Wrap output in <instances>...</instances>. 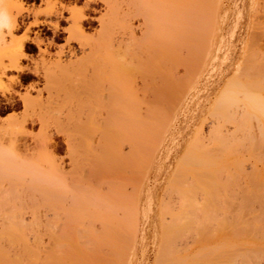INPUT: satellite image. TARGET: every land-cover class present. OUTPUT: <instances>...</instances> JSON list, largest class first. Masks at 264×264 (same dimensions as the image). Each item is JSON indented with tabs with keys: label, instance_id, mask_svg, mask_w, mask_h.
Returning a JSON list of instances; mask_svg holds the SVG:
<instances>
[{
	"label": "bare ground",
	"instance_id": "6f19581e",
	"mask_svg": "<svg viewBox=\"0 0 264 264\" xmlns=\"http://www.w3.org/2000/svg\"><path fill=\"white\" fill-rule=\"evenodd\" d=\"M114 1H116V0H114ZM45 2H46V11H44L43 13H45L46 19H44V20H42V18L39 19L38 18L39 13L32 12L33 16L32 15L31 16L35 18L33 25H31V24L27 25L26 32H25L24 37L22 38L21 42L16 43L15 40H17L16 39L17 33L20 30L21 23L24 22V20H22V19L25 18L23 16V12L25 10L24 5H23V1L22 0H0V3H2L4 6L7 7L9 13L13 17V24H14L12 33L10 35H7L5 37V42L2 45H0V95L3 97H5L6 95L10 96V98L9 97H5V98H8L9 102H13V100H15L14 99L15 96H13V94H17L18 98L22 104V108H23V115L21 117L13 116L9 120H7L6 122H3L0 124V264H96V260H97V263H99L96 256H98L99 258L102 257L101 258L102 260L105 259V257L103 258V256L97 255L99 253L98 247L100 244L103 245V247L106 246L107 248L104 247V248H106V252L108 253L109 256H112L110 254L114 253L113 251L117 250L119 248V246H122V244H117L116 242L111 241V238L116 236V238H114V239L116 240L117 237H118V239L120 238L119 242L121 243V242H123V241H121V239L126 238V236L131 234V233H133L131 235V238H133L135 232H137V230H138V220H139V214H140L139 200H140L141 187H142L141 186L142 182H140L141 180L139 179V176L140 175L142 176V174H143L144 180L145 181L148 180L149 175L151 173V167H152L151 166L149 168V170L146 169L145 170L146 172H144V173L142 172V170H141L142 169V167H141L142 162L141 161H143L142 160L143 158L141 155L144 153H146V155H148L147 151L149 152L150 148L148 150L146 149L147 151L145 152L144 151L145 148H141V146H145L147 144V143L144 144L143 141L144 140L146 141L148 139L147 136H152V135H150V132L154 133L153 130L156 129V127L159 125V123L161 124L160 119L161 120L162 119L165 120V118H167L166 120H168V118L172 119L171 114H169V109L171 110V108H172L171 105L173 103H175L174 102V99H176L175 95L177 94L176 96L179 97V93H176L178 91L177 86L179 84V81H181V80L183 82H186V81H184V79H182V77H180V74L178 71V69H179L178 66H179V63L181 62V60L179 62V55H181V54L183 55V53H184L186 55V57H185L186 61L188 60V63L190 62V64H191V61H193V62L195 61V60H193L194 58L196 60H198L201 53L203 55L204 54L203 52H205V48H206L204 46L205 42H207V44L210 43V42H208V35H209L208 28H209L211 22L213 25V24H215V21L217 19L215 20V17L213 16L214 13L212 14V12H211L213 3H210V2H213V0H145L143 2V5H141V7H142L141 16H143L142 22L144 25V29H142V30L143 31L145 30L143 40H145V45H146V49L144 47L143 48L145 50H147L146 51L147 53H145V51H143V54H147L143 57H145V59H147V60L145 62L141 61V62H143V63H141L139 59L133 58L136 60V63H134V67H131L127 63V61L128 60L130 61L131 58L129 59L126 56L132 55L131 57H133V56H136V54H137L139 58H143L141 55L142 51H140L141 47H142L141 42L139 45L141 47L136 45L138 48L137 47L135 48L136 50L140 49L138 51L140 53H136L137 52L136 51V52H134L135 53V55H134L133 51H130L128 49L130 46V42H131L130 38H129L130 42H129V40H127V42H126V40L122 38V40L117 42L118 44L113 43L114 39H112L111 37L113 36L112 34L114 32H113V29L109 30V29H111L110 24H112V27L113 26L116 27L117 25H119L124 31L129 30V28H128L129 22L126 23V21L125 20L123 21V19H121V17H120V11H119L120 6L117 8L114 4H111L112 2H107L108 7H109V12H110V13H108V15L111 14V15H109L110 21H107V24L109 22L110 23L108 24V26L106 25L107 28H104L106 26H103V32L100 34L101 36L99 38H96V39L90 38L91 40L89 38H87V35H86V31H85V27H84V20H83L84 14H82V17H80L81 15L78 16L75 13L71 14V17L69 19L71 21V24L67 30L68 35H69V37L67 39V45L71 41H74L78 44V46L84 52L88 49L89 52L86 54V56H84L85 60H88L87 57H90V56L93 57L94 56L93 54L97 50H99L101 47H103L104 45H106L108 43L107 46H109V47H105L108 50L105 51V57H104L105 59L103 61L111 69V74H109V76L106 80L108 83L107 85H109V86H107V87H109L108 90L106 89L108 91V94H103V96L101 95L102 99H100L99 87H101V85L104 84L103 81L99 80V77L97 74H93V73L87 74L89 76V78L87 77L88 80L85 79L86 82L88 83L87 86L90 87L91 93L92 94L94 93L95 96L97 97V101L99 103V106L104 105L107 108L105 110L106 114L105 115L102 114V116H104L103 120L101 118L97 122L94 121V123L97 125L99 124L98 122H100V125L102 126L99 129L100 133L99 132L98 133H99L100 137H97L98 138L97 140L94 139L95 136H93V138H92V136L90 135V134H92V130H89V128L85 129L86 127H84V126H80L81 128L79 131V137L75 138V139H77L76 145H74L72 143L75 141L74 138H73L74 141L71 140L72 145H70V141L67 138L69 141V143L67 142V144L70 145V146L68 145V147H67V149L70 150V153H69V150L67 151V153H68L67 155L69 157H73V158H71V160H72L71 168L73 165L74 171L71 172L72 174L70 173L71 174L70 176H66L65 173L62 171V168H61L62 164L59 165L57 162L58 158L56 159V157H55V148H56L55 144L56 143L54 142L55 144H53V137L50 135L51 129L49 130V128H50L49 125L51 124L50 122H48L49 119L51 117L55 116L56 114H58V113H56L57 107L54 106L56 103H54L53 100L50 99L52 96L51 90L53 88H55V86H57V83H59L61 80L64 81L65 78L71 76L70 74L82 73L86 77L85 72H83L85 70L82 69V71H81L80 69L82 68L81 66H82V64L84 65V63H85V67H87L86 64L88 62L76 60L74 62H70L68 65H61V63L59 62L56 66H52V65H48L49 62L47 63V61L44 60L42 67L37 66L36 68H32L29 66H23L22 65V61L29 58V56H30L29 53L33 52V50H35V49L43 57L49 55V50H50L49 46H51V45L48 44V47H46L44 49V43H43L40 35L39 36L35 35L36 37L31 36L30 32L32 31L31 30L32 26H35L36 28H38L37 26H41V27L46 26V27H48V29L53 30L55 34H57L59 32L58 26H57L58 24H56L58 22L55 20L54 22H56V23H54L52 20H50V18L53 19L52 18V17H54L53 14H60V13H58V10L56 9V6H55L56 1L55 0H45ZM214 3H216V2H214ZM136 5H137V3H136ZM62 9L65 10V8H63V7H62ZM121 11H123V10H121ZM214 11H215V9H214ZM27 12L31 13V11H27ZM27 16H26V18H27ZM47 17H49V18H47ZM55 19H57V18H55ZM257 22H258V20H257ZM210 29L211 30H209V31L212 32L213 30H212L211 26H210ZM211 32H210V36L212 35ZM258 34H260V32ZM110 35H111V37H110ZM129 35H130V33H129ZM133 36H134V34H133ZM261 36H262V34H261ZM136 40H138V39L136 38ZM252 40H254V39H252ZM114 41H116V40H114ZM209 41H210V38H209ZM256 41H257V43H253L254 47H255V44H257V46H258V42H259L258 38H256ZM53 42L51 40L52 44H53ZM142 42L144 43V41H142ZM114 44H116L118 48L115 45V48H116L115 49ZM133 45H132V47H133ZM55 46H57V45H55ZM259 46H260V43H259ZM65 49H66L65 46L58 48L59 51L57 52L56 56L60 61L65 56V53H66ZM69 49H70L69 53L70 52L72 53L73 49H71V48H69ZM184 50L186 51V53L183 52ZM202 50H204V51L202 52ZM128 51H130L132 53L129 54V53H127ZM208 51H209V49L207 50V53H208ZM100 52L103 53L102 51H100ZM199 52H200V54H199ZM193 53H195V56L192 55ZM190 54L192 55V57L193 56L194 57L189 58ZM197 54H199V56ZM72 55H74V53H72ZM202 55H201V57H202ZM196 56H198V57H196ZM255 56H253V58H255ZM248 57L251 58L252 53ZM98 58H100V57H98ZM249 58H247V60L249 62H250V60L252 61V59L249 60ZM261 58H262V56H261ZM199 59H201V58H199ZM100 60H102V58ZM247 60L245 62H248ZM255 61H256V58H255ZM255 61H253V62H255ZM196 63H197V61H196ZM182 64H184V63H182ZM190 64L186 63L184 65L188 66ZM262 64L264 65V63H261L260 65L262 67H264ZM53 65H55V64H53ZM136 65H137V67H135ZM193 65L196 66L194 63H193ZM260 65H257V66L261 68ZM95 66L97 67V65H95ZM190 66L192 67V65H190ZM253 66H255V69ZM56 67H59V69H57V70L58 71L60 70L59 72L61 74H58L59 73L58 71L56 73V70H55ZM250 67H251V69L256 71V72H254L252 70L253 73L256 75H259L258 77H260V74H259L260 69H256V65H252ZM186 69H187V67L185 66L184 70L186 71ZM189 69L190 68L188 67L187 71ZM251 69L246 68V72H248V70L251 71ZM257 70L259 72H257ZM135 71H136V73H137V71H139L141 74H139V72H138V74H133ZM187 71L185 73L189 74V72H187ZM11 72H14L17 75L15 77H13L14 75L12 77H8L7 76L8 73H11ZM197 72H198V70H197ZM178 74H179V76H178ZM23 76H25L24 79H26V80L31 79L33 76L39 77V78L42 77L45 80L44 88L36 91V93H37L36 97H34L32 94L33 93L32 91L35 89L34 87L33 88L31 87L30 89H28L26 94H24V95H21L19 93H14V91H13L14 89H13L12 85L15 83L18 84L19 80ZM190 76H192V75H190ZM241 76H242V74H241ZM241 76H240V79L242 78ZM246 76H247V73H246ZM248 77H250V75H248ZM191 79H192V77H191ZM248 80H249V78H248ZM83 82H85V81H83ZM81 85H80V87L82 88ZM180 85H181V82H180L179 86ZM84 87H86V86H84ZM184 87H185V85H184ZM244 87L246 88V86H244ZM72 88H73V86H72ZM245 88L242 89L243 90L242 93L244 96L243 103H244V106L246 108L245 110L247 113L244 112V114L241 115V118L240 117H238V118L243 119L242 116L245 115V113H246L245 117L248 118V113H249L254 117L253 119L256 118V120L260 123V125H264V97H263V95H261V94L255 95V94H253V92H250L248 89H245ZM261 88H263V87L261 86ZM86 89H88V88H86ZM175 89L177 91H175ZM183 89L186 91L185 88H183ZM71 90H73V89L70 88V92H71ZM182 90H179V91H182ZM44 91H46L49 94V95L48 94L47 95L50 98H48V97H47V99H46V97L44 98V95H43ZM53 91H54V89H53ZM92 91H94V92H92ZM252 91H253V89H252ZM226 93L228 94L227 98H223V99L227 100V102H228V100L231 101V97L235 92L234 91H227ZM239 93H241V92H239ZM259 93H260V91H259ZM82 94H83V92H82ZM182 94H183V91H182ZM78 95L80 97V94H78ZM95 96H93V97H95ZM89 97H92V95L90 94ZM104 98H107L105 100H108V102L105 104H103V102L105 101ZM241 98H243V97L241 96ZM178 99H180V97ZM97 101H96V105H97ZM9 102H8V104H9ZM91 102H94V101L91 100ZM234 102L235 101H233L232 103H234ZM223 103L219 102V104L217 106L215 105V107H216V108L214 107L215 110L220 109L221 106H219V105H221ZM237 105H236V107H237ZM228 106H230V105H227V106L225 105V108H228V110H229ZM231 106H232V104H231ZM244 106H241V107H244ZM15 107L16 106H13L12 109H15ZM83 108H82V110H83ZM87 108L89 109L90 107L88 106ZM91 109L92 108H90V110ZM223 109H224V106H223ZM230 109H232V108H230ZM236 109H238V108H236ZM82 110L80 109V111L79 110L78 111L81 112ZM93 110L95 111L96 109L93 108ZM93 110H91V112ZM97 110H99V109H97ZM101 110H103V108ZM242 110H244V109H242ZM78 111H77V114H78ZM226 111H227V109H226ZM171 112H172V110H171ZM167 113L169 114L168 115L169 117H166ZM79 114H81V113H79ZM82 114H81V116H82ZM89 114H88V117H89ZM213 114H211V115H213ZM96 115H98V114H96ZM214 115L217 116L218 114L215 113ZM224 115L227 116L226 113ZM172 116H173V113H172ZM218 116H220V117H218ZM218 116H217V118H221L222 115L219 114ZM232 117H234V116H232ZM246 118H245V121L247 120ZM226 119H229L228 116L226 117ZM158 120H159V123H158ZM101 121H103V122H101ZM169 122H167V123H169ZM243 122H241V123H243ZM155 123H157L158 125H156V127L154 126V128H153L152 125ZM167 123H166V125H167ZM239 123H240V120H238L237 124L239 125ZM35 124L40 125V129H39V132L37 134L32 133L29 130L30 127H35L34 126ZM55 124H56V122H55ZM75 124H77V123H75ZM226 124H229V123H226ZM237 124H236V128H237ZM254 125H256V127H257V123H255ZM62 126H64L63 122H60V121L57 122V126L55 127L57 129V130L55 129L56 132L60 133V131H61L60 129L63 128ZM243 126H244V124H243ZM246 126H247V124H246ZM216 127H217V125H216ZM53 129H54V127H53ZM53 129L51 130V132L53 131ZM82 129L84 131L87 130L85 133H87L88 131H91V133H89V132L87 133L91 137H85L83 134L84 131L82 132ZM158 129H156L155 131H158V133L163 132L160 130V129H162V127L161 128L158 127ZM165 129L167 130L166 127H165ZM212 129H213V125H212ZM246 129L243 128V131L245 132ZM150 130H152V131H150ZM213 130H214V132H216V128ZM219 130H221V128H219ZM235 130H237V129H235ZM238 130H240V129H238ZM260 130L262 132V127ZM218 131H217V134H218ZM243 131L241 132V134L243 133ZM229 132H231V131L229 130ZM220 133L218 135H220ZM256 133H254V134H256ZM226 134H227V132H226ZM228 134L232 135L231 133H228ZM257 134H256V136H257ZM260 134L261 133L259 132V135ZM215 135H216V133H215ZM221 136L222 135L219 136L220 139L218 138L219 143L221 142L220 143L221 146H219V149L222 148V146L223 147L226 146L227 138H228L226 136L225 137L226 140H224L222 138L223 136L222 137ZM248 136H249V134H248ZM256 136H255V138H256ZM153 137H155V136H153ZM156 137H157V135H156ZM230 137H231V139L235 140V141L231 142V144H233L232 145L233 147H235V144H237L238 141H241V143H243V142H245L244 140H246V141L248 140L247 137H245L246 139H244V136H242L244 140L235 139V138H232V136H230ZM29 138L30 139L32 138L34 140V142L30 143ZM248 138L250 139V137H248ZM151 140H152V138H151ZM154 140L158 141L159 139L154 138ZM198 140L199 139H197L195 144L192 146L193 148L191 147L192 149L195 148L197 150L200 148V147L198 148V146L201 145V144H197V143H200V141L198 142ZM200 140L202 141L203 138ZM253 140H251V142ZM148 141H149V139H148ZM225 141H226V143H225ZM231 144H229V145L231 146ZM250 144L251 143H249L248 146H251ZM261 144L262 143L259 141V145H261ZM196 145H198V146H196ZM229 145L226 146L227 148L225 147V148H222L220 150V151H222V154L227 152L226 150L230 148ZM241 145L243 146V144H241ZM155 146L153 149H151V152L155 149ZM242 146H240V147L242 148ZM261 146H263V145H261ZM202 148H203V146L201 147V150H202ZM258 148L255 152L260 150V148L259 149ZM211 149H212V147H211ZM211 149H210V151L214 150V149H212V150ZM223 149H225V150H223ZM261 149H263V148L261 147ZM141 150L144 151V153H142ZM242 150H243V148H242ZM140 151L142 153L141 155H140ZM220 151H219V154H221ZM245 151H244V153H245ZM201 152H202V155L205 154V151H201ZM236 152H237V150H236ZM206 153H209V151H207ZM231 153H233V152H231ZM215 154H216V150H215ZM217 154H218V151H217ZM260 154H263V155H260L259 157L264 158V153H260ZM221 156H219L218 158H221ZM253 156L256 157V155H253ZM143 157H145V156L143 155ZM144 160H146V159H144ZM185 160H188L187 157L185 158ZM148 161H150V160H147V162ZM191 161H186V163L191 162L189 164L191 166H193L194 164H192V163L196 162L195 165L198 166L199 160L194 161V159L192 158ZM61 163H64V162H61ZM189 164H185V165H189ZM148 166H150V164ZM237 166H238V164H237ZM241 166H242V164H241ZM146 167H147V165H146ZM206 167H207V165H206ZM239 170L240 171L242 170V168L240 169V165H239ZM251 170H253V169H251ZM216 171H218V170H215V172ZM222 171H225V170L222 169L220 173L219 172H217V173H219L221 175ZM246 171H248V170H246ZM201 173H203V176H206L207 178L209 177L208 174L204 175V173H207V172H201ZM253 173L255 175V171ZM178 174H181V176L178 177L181 180H179L177 178L180 182V181H182V179H184L183 176H185V173L178 171ZM195 174H197V173H195ZM198 174H200V173H198ZM250 174H252V171ZM258 175L260 176V174H258ZM258 175L254 178V182H253L254 184L253 185H256L255 183H257L259 185V183L261 182V181L260 182L255 181V180L259 181V179H257L259 177ZM227 176H229V175H227ZM251 176L249 175V177H251ZM206 177H204V178H206ZM191 178H189V180ZM201 178L202 177H200V178L198 177L197 179H201ZM186 179H188V178L186 177ZM206 179L205 180L201 179L202 180L201 184H200V180H199V184H197V186L198 185L204 186L205 184H207L208 182H206L205 184H202L203 181H207ZM235 179L236 178H234V180ZM238 179H239V177H238ZM251 179H250V181H248V183L251 182ZM196 180H195V182H196ZM239 180H241V179H239ZM184 181H185V179L183 180L182 184L185 183ZM192 181L190 182L191 185L193 183ZM132 182L135 184H133ZM137 182H138V184H137ZM177 182L175 181L177 187H179V186L181 187V183H179V182L177 183ZM186 182H187V180H186ZM190 183H189V188H188L189 190H185V191H187V193H188V191L191 192L190 189L193 190V188H190ZM230 183L232 184L233 181ZM130 184H133V186ZM187 184H188V182H187ZM251 184L252 183H250L249 185H251ZM129 185L133 187V189H132L133 191L130 190V193H133V194H128V192H127V188ZM209 185H211V184L209 183ZM228 185H230V184H228ZM193 186H196V184ZM243 186H244V183H243ZM257 186H255V189H256L255 196H256V201H257L256 202L257 208H253L256 210V211L254 210L255 211V216L253 218L254 220L252 219L253 221L252 220L247 221V222H249V226H250V224L252 225V223H253L251 228L249 227L250 229L253 230V231L249 230V233H250V231H252L253 233L247 234L246 232H243V233L241 232V237L240 236L239 237L241 238L242 247H241V250L237 248L238 250H240L238 253V257L237 258L235 257L236 258L235 259L234 257L228 256L229 259L227 258L228 259L227 264H264V184H263V186L261 185L262 186L261 191H259L260 190L259 188H261V186L260 187H257ZM132 187H130V188H132ZM170 187H169V191H170ZM245 187H246V185H245ZM245 187H242V188H244V190H242L243 194L247 193V192H245V189H246ZM173 188L174 187L172 186V189ZM177 189L178 188L175 187V191L173 189V192L172 191L171 192L172 193L175 192L174 194H176ZM253 189H254V186H253ZM205 190H204V192H205ZM210 190H211L210 193L213 194L212 189H210ZM215 190H217V189H215ZM239 190H241V189H239ZM179 191H180V195L182 192L183 197H184V195L187 194L186 192H184L182 190H179ZM193 191H195V190H193ZM197 191H195L196 194H197ZM171 192H170V194H172ZM217 192L214 195H216V197L218 198L220 195L218 193H220V192H218V193ZM199 193H201V191ZM191 194L193 195L194 193H191ZM217 194H218V196H217ZM223 194H224V192H223ZM166 195H167V197L169 196L168 193ZM177 195H176V197L179 196V195L178 196ZM206 195H203L204 198L202 197V200H206L205 203L208 202L207 204H209V203H211V201L209 202L207 200L208 196H206ZM182 196H180V198H183ZM187 196H189V195L187 194ZM187 196H185V197H187ZM233 196L234 195H232V197ZM242 196H244V195H242ZM193 197H194V201H195L196 200L195 198L197 196L193 195L192 199H193ZM241 197L239 196L238 198H241ZM235 198H236V196H235ZM238 198H236V199L238 200ZM183 199H182V201H183ZM223 199H225V198H223ZM223 199H221L222 200L221 203H224L223 201L226 200V199L225 200H223ZM245 199H246V197H245ZM202 200L200 199L199 202H201ZM219 200H218V202H219ZM243 200H244V198H243ZM178 201H180V199ZM195 202H197V201H195ZM168 203L166 202L165 205L163 204V207H165V206L168 207V205L171 206L172 203L171 202L169 204ZM247 203H249V202H247ZM213 204H215V203H213ZM249 204H251V203H249ZM249 204L247 206H249ZM174 205L175 204H173L172 206H174ZM178 205H177V208L179 207ZM191 205L192 204H190L189 206H191ZM211 205L212 204L207 205V206L210 207ZM215 205H217V203ZM189 206H188V208H189ZM212 206L214 207V205H212ZM253 206L254 205H252V207ZM184 207H186L185 209L189 210L186 205L182 206V208H184ZM173 208L174 207H169V209H173ZM207 208L205 207V209L208 211L209 209H207ZM214 208H217V207H214ZM190 209L192 210V208H190ZM210 209H211V207H210ZM224 209L225 208L222 209V206H221L220 212L221 211L223 212ZM206 210H204V213L202 211V214H204L205 216L202 215L204 219H202V217H201V219L203 220V222H201V223H199L200 219L197 215L198 213L196 214V216L194 215L195 213H193L195 218L198 217V219H199L198 223L201 224V226H200L197 223L198 220L196 218V220H194V221H196V223H193L194 226L198 225V227H199L197 229L198 231H201V232L206 231L205 236L207 235V233H209L208 232L209 229L207 228V230H206L205 227L209 226L210 230H211V227H213V226L210 227V225H209L210 222H214V223L217 222V227L219 229L220 228L222 229L223 228L222 226L224 223L223 218L228 219V217H223V216H226L225 213H227L226 211H224L223 214H221V215H223V216H221L222 222L219 221L220 220L219 217L213 218L214 220L213 219L210 220L211 218L208 217L210 220L209 221L208 218L205 219L208 216L205 214ZM212 210H210L209 213H211ZM216 210L217 209H215L214 210L215 212L213 211L214 213L212 212V214L215 215V213H217ZM217 211H219V210H217ZM244 213H246V212H244ZM244 213H242V215ZM239 214H240V212H239ZM239 214H238V216H239ZM190 215H191V213L189 214V216ZM200 215H201V213H200ZM229 215L230 214H228V216ZM248 215L250 216V214H248ZM180 216H181V214H179L177 217L175 216L176 220H174V223H176L177 220H178V222H177L178 225L183 222V220L181 218H184V217L183 216L180 217ZM178 217H179V219H178ZM232 217L233 216H231V218ZM190 219L193 220V218H190ZM62 220H64L66 223L61 224L60 222ZM181 220H182V222H181ZM187 220H189V219L187 218ZM205 220H207L206 222L208 225H206ZM217 220L220 222L221 226H218L219 223ZM125 221H127L128 224ZM124 222L128 225L129 228H127V229L130 231L127 230V232H126V230L124 229V227H126ZM230 222L231 221H229V223ZM239 222L240 223L242 222V225L245 224V223L243 224L242 220H240ZM60 224L65 225V226L60 227ZM167 224H168V222H167ZM183 224H182V226L186 225V224H184V225ZM203 224H205L206 226L205 225L203 226ZM212 224L213 223H211V225ZM173 226H175V225H173ZM253 226H254V228H252ZM189 227L192 228L193 225L190 226V224H189ZM63 228L68 229V230L65 231V229H63ZM168 228L171 229L172 226H170ZM193 228H192V231H197V230H193ZM195 228H197V227H195ZM59 229L60 230L63 229V230L60 231ZM121 229L123 231H125L124 233H127L126 235L124 233L122 234V232H121V234L118 233V235H120V236L125 235V237L122 236V238L116 234V231L120 232ZM243 229L244 228H242V230ZM69 230H70V232H69ZM67 231L70 233V235ZM132 231H134V232H132ZM61 232H62V234H61ZM177 232H179V234H181V231H179V229L175 231V233H177ZM236 232L238 233V231H236ZM67 233H68V236H67ZM244 233H245V235H244ZM48 234L51 235V238H49V240H52V238L54 239L52 241L55 244H52V246L55 245L53 249H55L54 251L57 253V255L61 254L63 257H65L66 255L69 257V253L72 251V254H71L72 257H69V259H68V257L67 258L65 257L68 260H64L62 262H56V260H55L56 256H54V255H52L54 257H51V255H50V257L49 256L45 257L44 253L47 252L45 250L48 249V247L46 246V249H45L44 241H46V240H44L45 238H43V236L44 235L48 236ZM136 234H135V236H136ZM201 234H203V233H201ZM171 235L174 236V234H171ZM181 235H183V234H181ZM64 236L67 239H64ZM173 236H171V237H169V235L166 236L167 238L169 237V239L166 240V238H165L164 242L168 241L169 243L163 242V247H164V245L168 246L172 242L173 239L171 240V238ZM179 236L176 235V237H179ZM176 237H174V238H176ZM181 237H184V235L179 237L180 240H181ZM189 237L190 236L188 235V238ZM207 237H208V235H207ZM233 237L234 238L238 237V235H234ZM62 238H63V240H68L69 242L73 240L74 241L73 248H71L70 245L65 244V243H64V245H65L64 246L62 244V241H63ZM177 239L178 238H176V240H174L173 243H171V244L175 243L176 246H177V244L181 245V243H176ZM193 239L194 240H192V241L195 242L196 239L194 237H193ZM131 240L132 239H130V241ZM126 241L129 242V240H126ZM48 242H51V241H48ZM111 242H113V247L114 248L116 247V249L112 250V252L110 253L109 248L112 247L110 245ZM129 243H131L132 244L131 247H133L134 243H136V242L133 243V241H132ZM114 244H117L119 246H117V245L114 246ZM190 244H192V243H190ZM56 246L59 248L61 247V249H59V251L61 252V253L59 252L60 254H58V248H56ZM123 246L121 247L122 248L121 250H126V251L129 250V249L128 250L126 249L127 247L125 249H123ZM127 246H128V244H127ZM187 246H190V245H187ZM131 247H128V248H131ZM173 247H174V250L178 249L175 246H173ZM173 247L171 245V246H169V249H167V250H170V249L173 250ZM185 248H187V247H185ZM49 250H51V252L49 251L48 253H53V250L50 247H49ZM119 250L120 249H118L117 251L120 252ZM186 250H188V249H186ZM68 251H70V252H68ZM164 251L166 252V250H164ZM177 251H179V250H177ZM182 251L185 252L184 249ZM118 252H116V253L118 254ZM116 253L113 254L114 257H120V256L125 257V255H127L126 253H122V255L124 254L123 256L120 254L118 256ZM64 254H65V256H64ZM168 255H170V252L168 253ZM231 255H234V253ZM231 258H233V259H231ZM126 259H129V257L126 256ZM109 260L111 261L112 259H108V260L105 259L103 262H100V263L104 264V262L106 263V261H107V263H109L110 262ZM126 262H127V260H126ZM111 263H113V262L111 261Z\"/></svg>",
	"mask_w": 264,
	"mask_h": 264
},
{
	"label": "rangeland",
	"instance_id": "374dc122",
	"mask_svg": "<svg viewBox=\"0 0 264 264\" xmlns=\"http://www.w3.org/2000/svg\"><path fill=\"white\" fill-rule=\"evenodd\" d=\"M22 1H23L24 9H25L23 12V16L25 18L22 19V20H24V22L22 21L23 23H21L20 30L17 33V36H16L17 40H15L16 43L21 42V40L24 37V34L26 32L27 25H29V24L33 25L35 18L32 17L33 16L32 12L39 13V17H38L39 19H41V18H42V20L46 19L45 13H43L44 11H46L45 0H22ZM55 1H56L55 2L56 3V5H55L56 9L58 10V13H60V14H53L54 17L51 16L53 19L50 18V20H52L53 22L56 20L58 22V23H56V22H54V23L58 24L57 26H58L59 32L57 34H55L53 30L48 29V27H46V26H42V27L37 26L38 28H36L35 26H32V28H31L32 31L30 32L32 37L33 36L36 37V36L40 35V37L44 43V49L46 47H48V44L51 45V46H49L50 47L49 55L43 57L35 49V50H33V52L29 53V55H30L29 58L22 61V65L23 66H29L32 68H36L37 66L42 67L44 60H46L47 63L49 62L48 65H52V66H56L59 62L61 63V65H68L70 62H74L76 60L88 62L86 64L88 68L85 67V63L83 65L82 64L83 62H82L81 63L82 68L80 69L81 71H82V69L85 70L83 72H85L86 77L82 73L70 74L71 76H69L65 79L63 78L64 81L61 80L62 82L60 81L59 83H57V86H55V88H53L54 91H53V89L51 90V94H52L51 98L48 96L49 94L46 91H44V94H43L44 98L46 97V99H47V97H48V98L52 99L54 103H56L54 106L57 107L58 112L56 111V113H58V114H56L55 116H53L49 119L48 122L51 123V124L49 123L50 124L49 130L50 129L52 130L54 127L52 132L50 130V135L53 137V144L56 143L55 144V147H56L55 148V157H56V159L58 158L57 162L59 165L62 164L61 168H62V171L65 173V175L70 176L72 174L71 172L74 171V168H73V165L71 168V162H72L71 158H73V157H69L67 155L68 154L67 151L69 150V149H67V147L69 145V144H67V142L69 143V141H70V145H72V143L74 145H76L77 139H75V138L79 137V131L81 128L80 126H84V127H86L85 129L89 128V130H92V134H90V135L92 136V138H93V136H95L94 139L97 140L98 139L97 137H100V135H99L100 130L99 129L102 126L100 125V122H98L99 124L97 125L94 123V121L97 122L101 118L103 120L104 116H102V114L105 115L106 114L105 110L107 109L104 105L99 106V103L97 101V97L95 96L94 93L93 94L91 93L90 87L87 86L88 83L86 82V80H88V78H89V76L87 74H92V73L97 74L99 77V80L103 81L104 84L102 83L103 85H101V87H99L100 99H102L103 94H108L107 90L109 87H107V86H109V85H107L108 83L106 80H107L109 74H111V69L103 61L105 59L104 58L105 57V51L108 50L105 47H109V46H107L108 43L99 49L103 53H101L99 50H97L93 54L94 58L90 56V57H87L88 60H85V58H84V56H86V54L89 52L88 49L84 52L78 46V44L74 41H71L67 45V39L69 37L67 30L71 24V21L69 20L71 17V14L75 13L78 16L81 15L80 17H82V14H84L83 20H84V27H85L87 38L96 39V38H99L101 36L100 34L103 32V26H106V25L108 26V24L110 23L109 22L107 24V21H110L109 15H111V14L108 15V13H110V12H109V7H108L107 2H112L111 4H114L117 8L120 6L119 8L121 10H123V11H121L119 9L120 17H121V19H123V21L125 20L126 23L129 22V25L127 24L129 30L124 31L119 25H117L116 27L115 26L112 27V24H110L111 29H109V30L113 29V32H114V33L112 32L113 36L111 37V35H110V37L112 39L116 40V41L113 40V43H116V44H118L117 42L122 40V38L125 39L126 42L130 38L131 42L129 40L130 46L128 49L130 51H133V53L136 51H137L136 53H140V52H138L140 49L136 50L135 48L137 47L136 45L139 46L140 42H141L142 47L141 46H139V47H141L140 51H142L141 55L143 57V56L147 55V54H143V51H145V53H147L146 52L147 50H145L146 45H145V40H143L145 30L144 31L142 30V29H144V25L142 22L143 16H141V14H142L141 13V11H142L141 5H143V2L145 0H131V1L130 0H116V1H114V0L113 1L112 0H55ZM214 2H216V3H214ZM136 3H137V5H136ZM210 3H213L212 4L213 6L211 5L212 6L211 12H212V14L214 13L213 16L215 17V20L217 19L216 20L217 22L215 21V24H213L214 26L212 25V22L210 24L213 31L212 32L209 31V30H211L210 26L208 28V33H209L208 42H210V43L207 44V42H205V44L207 46L204 44V46L206 48H205V52H203L204 50H202V52L204 54L202 55V53H201L202 57H201V55L199 57L201 59L198 58V60H196L194 58L193 60H195V61L194 62L191 61V64H190V62L188 63V60L186 61V59H185L186 55L183 53V52L186 53L185 50L182 52L183 55L182 54L179 55V62H180V60H181V62L180 63L178 62L179 63L178 67L180 69V70L178 69V71H179L180 77H182V79H184V81H186V82H183L182 80L179 81V84L181 82V85L179 86V84H178V86H177L178 91L175 89V91H177L176 93H179L180 99H178L179 97H177L176 96L177 94H176L175 98L177 100L174 99L175 103H173L171 105L172 108L170 107L172 112L169 109V114H171L172 119L171 118H168V120H166L167 118H165V120L160 119L161 124L159 123V120H158L159 125L157 123L153 124L152 125L153 128H154V126L156 127V125H158L156 127V129H158V127H160V128L162 127V129H160V130L163 132L158 133V131H155L156 129H154L153 130L154 133L150 132V135H152V136L146 135L150 142L148 141V139L146 141L144 140L143 141L144 144L147 143L145 145L146 147L141 146V148H145V150H144L145 152L150 148L149 149L150 151L149 152L147 151L148 155H146V153H144V151L141 150L142 153H144V154H142L140 151V155L142 154L141 156L143 158L142 159L143 161H141L142 162L141 163L142 172L144 173V172H146L145 171L146 169L149 170V168L151 166L152 167H151V173L149 175L148 180H146V181L144 180L143 174H142V176L141 175L139 176V179L141 180L140 182H142V184H141L142 187H141V194H140V200H139L140 214H139V220H138V230H137V232H135V234L137 233L136 236L134 234V236L136 238L134 236H133V238H131V235L133 233H131V234L128 233L130 236L127 235L126 238L121 239V241H123L121 243L119 242L120 238L118 239V237H117L116 240L114 239V238H116V236L111 238V241L116 242L117 244H122V246L124 245L123 249H125L126 247H127L126 248L127 250L128 249L130 250L131 248L132 249L130 251L129 250L128 251L121 250L122 246L114 244V246H116V245L119 246L118 249H120L119 250L121 252L120 253L117 251L118 249L115 250L116 247L114 248L113 242H111L110 245L112 247L109 245L112 248V249L109 248L110 253L112 252V250H115L113 252L114 253L118 252V254L116 253L118 256H119V254L122 255V253L127 254V255H125V257H121V256L120 257H114L113 256L114 253H112V254H110L113 256L112 257V256H109L108 253L106 252L107 247L104 246V247H106V248H104L103 245L100 244L98 247L100 254L99 253L98 254L96 253V254L103 256V258L105 257V259H107V260L112 259L111 261L113 263H111V261L109 260L110 261L109 263H107V261H106L107 264H110V263L111 264H122V263L123 264H201V263L202 264H227V261L229 259L228 256L234 257V258L238 257V253L242 247L241 238H240L241 232L242 233L246 232L247 234L253 233L252 232L253 230L250 229L251 226L253 225V223H252V225L250 224V226H249V222H247V221L248 220L251 221L254 218L256 210L253 208H257V204H256L257 201H256V196H255V193H256L255 186H257L258 184L255 183L256 185H253L254 184L253 183L254 178L258 174H260V176L258 175L259 177L257 178V179H259V181L255 180L256 182L261 181L257 187H260L261 185L263 186V184H264V158L259 157L260 155H263L260 153H264L263 152L264 151L263 150L264 149V147H263L264 146V144H263L264 143V125H260V123L256 120V118L253 119L254 117L249 113H248V118L245 117L247 112L245 110L246 108H245L244 103H243L244 96L242 93V91H243L242 89H244L245 88L244 86H246L245 89H248L250 92H253V94H255V95L261 94L264 97V67H262L260 65L261 63H264V58H263L264 57V38H263L264 37V35H263L264 34V32H263L264 31V11H263L264 10V0H213V2H210ZM62 7L65 8V10L62 9ZM214 9H215V11H214ZM59 10L60 11L62 10L63 12L62 11L60 12ZM27 11H31V13H28ZM26 16H27V18H26ZM47 18H49V17H47ZM55 18H57V19H55ZM257 20H258V22H257ZM107 26L104 28H107ZM210 32L212 33L211 36H210ZM259 32H260V34H258ZM129 33H130V35H129ZM133 34H134V36H133ZM261 34H262V36H261ZM136 38L139 41L136 40ZM209 38H210V41H209ZM256 38H258L259 42H258V46H257V44H255V47H254L253 43H257ZM252 39H254V40H252ZM51 40H52V42L54 41L53 44L51 43ZM141 40L144 41V43ZM259 43H260V46H259ZM116 44H114V48H115ZM131 44L132 45L134 44L135 46L133 45V47H132ZM55 45H57V46H55ZM62 46H65V48H66L65 52L66 53H65V56L60 61L56 55H57V52L59 51L58 48H60ZM116 47H117V45H116ZM69 48L73 49L72 53H74V55H72L71 52L69 53V51H70ZM208 49H209V51L207 53ZM130 51H128L127 53H129V54L132 53ZM251 53H252V57L249 58L248 56L251 55ZM199 54H200V52H199ZM199 54H197V55L199 56ZM134 55H135V53H134ZM192 55L195 56V53H193ZM192 55L190 54L189 58L190 57L193 58L194 56L192 57ZM131 56H129V55L126 56L129 59L130 58L132 59V60L130 59V61L127 59L128 60L127 63L131 67H134V63H136V60L133 58L139 59L140 62L141 61L145 62L147 60V59H145V57L139 58L137 54H136V56H133V57H131ZM198 56H196V57H198ZM253 56H255L256 61H255V58H253ZM261 56H262V58H261ZM98 57H100V58H98ZM101 58H102V60H100ZM247 58H249V60L252 59V61L250 60V62H249L247 60ZM245 59L248 62H245L246 61ZM196 61H197V63H196ZM253 61H255V62H253ZM143 62H141V63H143ZM192 62L196 66H194ZM182 63L190 64V65H192V67L190 65H188V66L184 65ZM53 64H55V65H53ZM95 65H97L98 68ZM252 65H256V69H260V72L257 70V72H259V74H260V77H258L259 75H256L253 73V71L254 72H256V71L251 69L250 66H252ZM257 65H260L261 68L258 67ZM185 66L187 67V69H188V67L190 68L188 71L186 69V71L189 72V74L185 73L186 72L184 70ZM135 67H137V65ZM253 67L255 69V66H253ZM246 68L247 69L250 68L251 71L248 70V72H246ZM57 69H59V67H56V69H55L56 73L58 71ZM197 70H198V72H197ZM138 72L139 71H137V73H136V71H135L133 74H138ZM246 73H247V76H246ZM58 74H61V73L59 72ZM139 74H141V73L139 72ZM179 74H178V76H179ZM241 74H242V76H241ZM16 75L17 74H15L14 72H11V73H8L7 76L8 77H12V76L15 77ZM190 75H192V76H190ZM248 75H250V77H248ZM240 76L242 77L241 79H240ZM191 77H192V79H191ZM247 77L249 78V80ZM24 78H25V76H23L19 80L18 84L15 83L12 85V87L14 89L13 90L14 93H19L21 95H24V94H26L28 89H30L31 87L32 88L34 87L35 89L32 91L33 92L32 94L34 97H36V95H37L36 91L44 88L45 80L42 77L39 78V77H34V76L31 79H29L30 81L26 80ZM83 81H85V82H83ZM79 84L80 85L82 84L81 85L82 88L80 87ZM83 85L86 87H84ZM184 85H185V87H184ZM72 86H73V88H72ZM261 86L263 88H261ZM69 87L71 89H73V90H71V92H70ZM180 87L185 88L186 91L183 88H182L183 89L182 90ZM86 88H88L89 90ZM252 89H253V91H252ZM179 90H182L183 94H182V91H179ZM227 91H234L235 92L231 97V101L228 100V102H227V100L223 99V98H227V95H228L226 93ZM238 91L241 92L242 94L239 93ZM259 91H260V93H259ZM82 92H83V94H82ZM92 92H94V91H92ZM78 94H80V97ZM90 94L92 95V97H89ZM13 96H15L14 97L15 100H13V102H9L8 98H5V97L10 98V96L6 95L5 97H3L0 95V124L3 122H6L7 120H9L13 116L21 117L23 115V108H22V104L18 98V95L13 94ZM93 96H95L96 98ZM241 96L243 98H241ZM105 99H107V98H104V100ZM91 100L94 101L95 103L91 102ZM96 101H97V105H96ZM233 101H235V102L232 103ZM8 102H9V104H8ZM107 102H108V100H105L103 102V104H105ZM219 102L220 103L224 102L225 104L223 103L224 105L223 104L219 105V106H221L220 109L215 110V108H216L215 105L217 106L219 104ZM236 103L237 104L239 103V104L237 105ZM231 104H232V106H231ZM235 104L237 105V107ZM225 105L226 106L230 105V106H228L229 110H228V108H225ZM13 106H16L15 109H12ZM88 106L90 108H92L91 110H93V108L96 110L95 111L93 110L91 112L90 108L89 109L87 108ZM223 106H224V109H223ZM241 106H244V107H241ZM82 108L84 111L82 110ZM102 108H103V110H101ZM230 108H232V109H230ZM236 108H238V109H236ZM241 108L244 109L245 111L242 110ZM80 109L82 110L81 112H79ZM97 109H99V110H97ZM226 109H227V111H226ZM77 111H78V114H77ZM244 112H246V113H245V115L242 116V118L244 119L243 120L240 118H241V115L244 114ZM79 113H81V114L83 113L84 115L82 114V116H81V114H79ZM172 113H173V116H172ZM213 113L214 114L217 113L218 115L220 114L222 116H221V118H217L218 115L216 116ZM225 113L229 119H226L227 116L224 115ZM88 114H89V117H88ZM96 114H98V115H96ZM169 114L167 113L166 117H169L168 116ZM211 114H213L214 116ZM230 116L231 117L234 116V117L231 118ZM218 117H220V116H218ZM238 117H240V118H238ZM245 118L247 119L246 121H245ZM237 119L240 120L239 125L237 124L238 123ZM59 121L63 122V125H64V126H62L63 128L60 129L61 134L59 132H56L57 129L55 128L57 126V122H59ZM55 122H56V124H55ZM101 122H103V121H101ZM167 122H169V123H167ZM225 122L229 123V124H226ZM241 122H243V123H241ZM75 123H77V124H75ZM166 123H167V125H166ZM255 123H257V127L259 129L256 127V125H254ZM236 124H237V128H236ZM243 124H244V126H243ZM246 124H247V126H246ZM212 125H213V129L216 128V132H214V130L212 129ZM216 125H217V127H216ZM34 126L35 127H30L29 130L32 133L37 134L39 132L40 125L35 124ZM260 126L262 127V132L260 130L261 129ZM165 127L167 128V130L165 129ZM219 128H221L222 131L219 130ZM243 128L244 129L247 128L245 130V132L243 131ZM235 129H237V130H235ZM238 129H240V130H238ZM229 130L231 132H229ZM83 131L84 130L82 129V132ZM86 131L87 130H85L83 133L84 136L85 137H91L89 134H87L88 132L91 133V131H88L87 133H85ZM150 131H152V130H150ZM217 131H218V134L221 132L220 135L223 136V137L222 136L221 137L224 140H226L225 139L226 136L228 137L226 146L231 144V142L235 141L234 139H231L230 136H232V138H235V139L244 140V139H246L245 137H247L249 134L248 137H250L251 140H253V139L254 140L251 142V140L247 137V139H248L247 141L244 140L245 142L242 141L243 143H241V141H238V143L235 144V147L232 146L233 144H231L232 147L229 145L230 148L226 150L227 152L224 151L225 153L222 154V151H220V150L222 148H225L226 146H224V147L222 146V148L219 149V146H221L220 145L221 142L219 143V141H218V138L220 139V137H219L220 135L217 134ZM242 131H243V133L241 134ZM258 131L261 133L260 135H259ZM226 132H227V134H226ZM215 133H216V135H215ZM228 133H231L232 135H230ZM254 133H256L257 136ZM155 134L157 135V137ZM153 136H155V137H153ZM242 136H244V139ZM255 136H256V138H255ZM67 138L69 139V141ZM73 138L75 139V141ZM151 138H152V140H151ZM154 138H157L159 140L158 141L154 140ZM202 138H203V140L201 141L200 139H202ZM197 139H199L198 142L200 141V143H197V144H201V145H199V146L196 145V146H198V148L199 147L200 148L197 150L195 148L192 149L193 148L192 146L195 144ZM71 140H73L74 142H72ZM259 141L262 143L261 145H263V146L259 145ZM31 142H34V140L32 138L30 139V143ZM225 143H226V141H225ZM249 143H251L250 144L251 146H248ZM241 144H243L244 147ZM154 146H155V149H154L155 151L153 150L154 152L153 151L151 152V149H153ZM202 146H203V148L201 150ZM240 146H242L244 151L246 150L245 151L246 154L244 153V151L242 150V148ZM260 146L263 149H261ZM211 147H212V149H214L213 151H210ZM258 147L260 148V150H258L259 152L258 151L255 152ZM215 150H216V154H215ZM223 150H225V149H223ZM236 150L238 153L236 152ZM201 151H205V154L202 155ZM207 151H209V153H206ZM217 151H218V154H217ZM219 151L221 154H219ZM231 152H233V153H231ZM69 153H70V150H69ZM143 155L145 157H143ZM218 155L219 156L222 155L221 158H218L219 157ZM253 155H256V157ZM186 157L188 160H185ZM189 158L191 160L193 158L194 161L199 160L200 162L198 161V166L195 165L196 162L192 163L194 165L191 166L189 163H191L192 161ZM144 159H146V160H144ZM147 160H150V161L147 162ZM186 161H191V162L186 163ZM61 162H64V163H61ZM149 164H150V166H148ZM185 164H189V165H185ZM237 164H238V166H237ZM241 164H242V166H241ZM146 165H147V167H146ZM206 165H207V167H206ZM239 165H240V169L242 168L241 171L239 170ZM222 169L226 171V172L222 171L221 175L223 177L219 174ZM251 169H253L255 171V175L253 173L254 171ZM215 170H218V171L215 172ZM246 170H248V171H246ZM178 171L185 173V176H183L185 179V181H184L185 183H183V184H182V182L184 179H182V181L179 182V180H181V179H179L178 177H180L181 174H178ZM251 171H252V174H250ZM201 172H207V173H204V175L208 174L209 177L207 178L206 176H203V173H201ZM217 172H219V173H217ZM195 173H197V174L200 173L201 175L200 174L197 175ZM227 175H229V176H227ZM249 175L250 176L252 175V176L249 177ZM186 177L188 179H186ZM198 177L199 178L202 177L201 178L202 180H205L207 178L206 179L207 181H203L202 184H205L206 182H208V183L205 184L204 186L203 185L197 186V184H199V180H200V184L202 181L201 179H197ZM204 177H206V178H204ZM238 177L241 180H239ZM189 178H191L190 179L191 181L193 180L192 185L190 183L191 181L189 180ZM234 178H236V179L234 180ZM249 178L250 179L252 178V179H251V182L248 183V181H250ZM186 180H187L188 184H187ZM195 180H196V182H195ZM175 181L176 182L178 181L179 183H181V187L180 186L177 187ZM232 181H233V183H232L233 185L230 183ZM189 183H190V188H193V190H195V191L198 190L197 194L192 189H190L191 192L188 191V193H187V191H185V190H189L188 189ZM209 183L211 185H209ZM243 183H244V186H243ZM250 183H252V184L249 185ZM133 184H135V183H133ZM133 184H130V185L133 186ZM137 184H138V182H137ZM195 184H196V186H193ZM228 184H230V185H228ZM171 185L174 187L173 188L174 191H175V187H176L179 190L186 192L189 196H187V194L185 193L186 195H184V197L185 196H187V197L184 198L182 196V192L180 195V191L178 189L176 190V194H174L175 192L172 193L173 189H172ZM245 185H246V187H245ZM129 186L127 188V192H128V194H133V193H130V190L133 191L132 190L133 187L130 186V187H132V188H130ZM241 186L246 188L245 192H247V193L243 194L242 190H244V188H242ZM253 186H254V189H253ZM262 186H261V188H259L260 189L259 191H261ZM169 187H170V191H169ZM214 188L217 190H215ZM210 189H212L213 194L210 193L211 192ZM239 189H241V190H239ZM204 190H205V192H204ZM200 191H201V193H199ZM213 191L214 192L215 191L220 192V193L217 192L218 194H220L218 198L216 197V195H214V194H216V192L214 193ZM166 192L169 195L168 197L166 195L167 194ZM170 192L172 194H170ZM223 192H224V194H223ZM191 193H194L193 195L197 196L195 198L196 199L195 201H197V202L194 201V197L192 199L193 195ZM218 194H217V196H218ZM176 195L179 198L176 197ZM203 195L208 196L207 200L209 202L211 201V203H209V204H207L208 202L205 203L206 200H202ZM232 195H234V196L232 197ZM242 195H244V196H242ZM180 196H182L184 199L180 198ZM235 196H236V198H238L239 196L240 197L242 196L244 198V200L242 197L238 198V200H237L235 198ZM245 197H246V199H245ZM199 198L202 200L201 202H199L200 201ZM223 198H225L226 200ZM175 199L176 200L180 199V201H178V200L176 201ZM182 199H183V201H182ZM221 199L225 200V201H223L224 203H221L222 202ZM218 200H219V202H218ZM165 201L167 203L171 202L172 203L171 206L168 205V207H166V206L163 207V204L164 205L166 204ZM148 202L150 203L149 207H147ZM247 202L251 203L254 206L252 207V205L247 203ZM213 203H215V204L217 203V205H215ZM173 204H175L176 206L175 205L172 206ZM190 204H192V205L189 206ZM210 204L214 205V207H217V208H214L211 205L210 206L211 209H210V207L207 206ZM248 204H249V206H247ZM177 205L179 206L178 208H177ZM185 205L187 206V208L189 206L188 209L190 211L185 209L186 207L182 208V206H185ZM204 206L206 208L208 207L207 209H209V210L207 211ZM221 206H222V209L223 208L226 209V210L224 209V211L227 212V213H225L226 216L221 215L224 212V211L220 212ZM169 207H174V208L169 209ZM190 208H192V210ZM215 209H217L219 211L216 210L217 213H215V215H214V214H212V212ZM204 210H206L205 214L208 215L205 219L210 217L211 218L210 220H212L213 218L219 217L220 218L219 221L222 222L221 216L228 217V219L223 218L224 223H223L222 229L221 228L219 229L217 227V222H215V223L210 222V224H209L210 227L213 226V227H211V230H210L209 226L208 227L206 226L208 224L206 222L207 220H205L206 225L203 224V226L204 225L206 226L205 227L206 230H207V228L209 229V231H208L209 233H207L208 237H207V235L205 236L206 231L205 232L198 231L197 230L199 228L198 225L194 226V224H193V223H196V221H194V220H196V218L198 220L197 223L199 222V219H200L199 223L203 222L202 219H204V218L202 215H204V214H202V211L204 213ZM210 210H212L211 213H209ZM238 211L240 212V214ZM244 212H246L247 214ZM190 213L192 216L191 215L189 216ZM193 213H195L194 214L195 216L198 213L197 215H198L199 219H198V217L195 218ZM200 213H201V215H200ZM242 213H244V214L242 215ZM179 214H181L180 217L183 216L184 218H181L183 220V222L181 220L182 223L178 225V223H177L178 220L176 223H174V220H176L175 216L177 217ZM228 214H230L229 215L230 217L228 216ZM238 214H239V216H238ZM248 214H250V216ZM231 216H233V217L231 218ZM186 217L189 220H187ZM189 217L193 218V220H191ZM201 217H202V219H201ZM178 219H179V217H178ZM208 220H209V218H208ZM240 220L243 221V224L244 223L245 224L247 223V224L246 225L244 224L245 226L242 225V222L241 223L239 222ZM219 221H218V223H219L218 226H221ZM229 221H231V222L229 223ZM125 222L128 224L127 221H125ZM167 222H168V224H167ZM60 223L63 224L66 222L64 220H62ZM126 223H125L126 227H124V229L127 232V230H128L127 228H129V227ZM183 223L186 225H184ZM211 223H213V224L211 225ZM61 224H60V227L65 226V225H61ZM182 224L184 226H182ZM189 224H190V226L193 225L194 228L197 227L195 229L192 227L193 230H197V231H192V228L189 227ZM173 225H175V226H173ZM199 225L201 226V224H199ZM170 226H172L171 229L168 228ZM241 227L244 229L242 230ZM252 228H254V226ZM63 229H65V228H63ZM63 229H61V230L59 229V230L62 231ZM178 229H179V231H181V234L184 235V237H181V240L179 239V237L183 236V235L179 234V232H177L178 234L175 233V231ZM66 230H68V229H65V231ZM249 230H252V231H250V233H249ZM128 231H130V230H128ZM236 231H238V233ZM69 232H70V230H69ZM121 232L123 234L125 231H123L121 229L120 232L116 231V234L117 235H118V233L121 234ZM132 232H134V231H132ZM68 233H67V236H68ZM201 233H203V234H201ZM61 234H62V232H61ZM124 234L126 235L127 233H124ZM171 234H174V236ZM69 235H70V233H69ZM125 235H122V236L125 237ZM168 235H169V237L173 236L171 238V240L173 239L171 243H173V241L176 240V238H178L179 240L177 239L178 242L176 241V243H181V245L177 244V246H176L175 243L174 244L170 243L168 246L164 245V247H163L164 239L165 238H166V240L169 239V237L168 238L166 237ZM176 235L177 236L180 235V236L176 237ZM188 235L190 236L189 238H188ZM234 235H238V237L234 238L233 237ZM244 235H245V233H244ZM118 236H120V235H118ZM122 236H120V237L122 238ZM174 237H176V238H174ZM193 237L196 239L195 242L192 241V240H194ZM43 238H45L44 240H46V241H44L45 249H46V246L48 247V249L45 250L47 252L44 253L45 257H48V256L50 257V255H51V257L56 256V258H55L56 262H62L64 260H68L69 257H72L71 256L72 251L71 252L68 251V252H70L69 257L67 255L65 256V254H64V256L66 258L68 257V259L63 257L60 254L61 252L59 251V249H61V247L59 248L56 246V248H58V254H60V255H57V253L54 251L55 249H53L55 245L52 246V244H55L52 241L54 239L52 238V240H49V238H51V235H49V234H48V236L44 235ZM64 239H67V238L64 236ZM130 239H132V240L130 241ZM62 240H63V238H62ZM126 240H129V242L133 241V243L134 242H136V243H134V246L131 247L132 244ZM48 241H51V242H48ZM165 242L169 243L168 241H165ZM64 243L70 245V247L73 248V245H74L73 240L70 242L68 240H63L62 244L64 245ZM126 243L128 244V246ZM190 243H192V244H190ZM171 245H172V247L175 246L178 249L174 250V247H173V250H171V249H170L171 251L167 250V249H169V246H171ZM187 245H190L191 247L187 246ZM178 246L180 248L182 247L181 249L182 250L184 249L185 252H183ZM49 247L53 250V253H48L49 251L51 252V250H49ZM128 247H131V248H128ZM185 247H187V248H185ZM237 248L240 250H238ZM186 249H188V250H186ZM164 250H166L167 253ZM177 250H179V251H177ZM169 252H170L171 256L168 255ZM233 253H234V255H231ZM52 255H54V256H52ZM126 256L129 257V259H126ZM96 258L98 259V262H99V263H97V260H96V264H101L100 262H103L105 260V259L102 260L101 259L102 257L99 258L98 256H96ZM125 259L127 260V262ZM231 259H233V258H231ZM106 263L104 262V264H106Z\"/></svg>",
	"mask_w": 264,
	"mask_h": 264
},
{
	"label": "clouds",
	"instance_id": "9594fccd",
	"mask_svg": "<svg viewBox=\"0 0 264 264\" xmlns=\"http://www.w3.org/2000/svg\"><path fill=\"white\" fill-rule=\"evenodd\" d=\"M13 17L6 6L0 3V45L5 42V37L13 31Z\"/></svg>",
	"mask_w": 264,
	"mask_h": 264
},
{
	"label": "crops",
	"instance_id": "0c3cea01",
	"mask_svg": "<svg viewBox=\"0 0 264 264\" xmlns=\"http://www.w3.org/2000/svg\"><path fill=\"white\" fill-rule=\"evenodd\" d=\"M150 202V201H149ZM148 202V204H147V207H149L150 206V203ZM148 209V208H147Z\"/></svg>",
	"mask_w": 264,
	"mask_h": 264
}]
</instances>
